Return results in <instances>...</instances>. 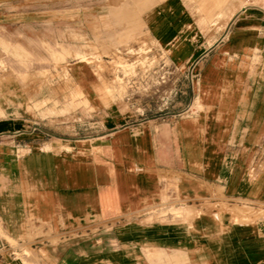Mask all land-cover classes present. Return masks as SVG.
<instances>
[{"label": "crops", "instance_id": "1", "mask_svg": "<svg viewBox=\"0 0 264 264\" xmlns=\"http://www.w3.org/2000/svg\"><path fill=\"white\" fill-rule=\"evenodd\" d=\"M13 1L0 0V27L15 17L34 43L39 9ZM138 4L49 8V43L69 55L49 59L53 78L0 93V264H264V226L243 209L264 202V11ZM140 43L169 75L162 114L127 107L108 67L73 56L89 49L107 65Z\"/></svg>", "mask_w": 264, "mask_h": 264}, {"label": "rangeland", "instance_id": "2", "mask_svg": "<svg viewBox=\"0 0 264 264\" xmlns=\"http://www.w3.org/2000/svg\"><path fill=\"white\" fill-rule=\"evenodd\" d=\"M139 1L141 0H17V5H15L16 1H13L14 3L7 6L33 7L39 9L40 14L34 17L37 30H34V43L32 39H27L26 35L29 30L25 26L22 28L24 33L19 31L17 33L15 24L12 26L11 23L15 17H7L9 21L6 26L0 27V48L6 55L4 60L0 59V93L7 90L11 97V94L18 88L17 79L22 83L38 74L46 80L49 77L53 78L49 69L53 64L49 63V59L58 63L64 61L69 55V52H64L65 48L62 44H57L54 48L49 43L48 33L53 31V26L49 22V8H53L54 5L64 7L66 4L73 8L82 6L93 10L109 8L118 3L126 6L131 3V6L138 7L140 6ZM150 1L146 0V2ZM244 3L245 0H227V10L234 14ZM68 28L69 31L71 30L72 39L83 38V35L76 32L73 27L68 26ZM73 56L89 62L98 74L108 67L113 74L110 88L123 93L128 102L127 107H132V109L138 107L139 111H142V116H145L147 111L162 114L174 104V92L170 89L169 75H165L164 80L161 79L166 67L160 63V55L152 45L140 43L137 49L131 47L127 50H117L107 65L97 61V57L92 55L89 49L77 50ZM58 75L61 79H66L68 76L66 68L63 67ZM76 96L73 95L68 99L65 111L71 117L72 122L78 123L79 119L73 113L79 105V102L75 101ZM75 131L77 129H72V132ZM243 209H245L244 216L247 220L261 221L264 226V202L256 204L243 202ZM168 211H153L150 218H166ZM10 242L13 243L11 240Z\"/></svg>", "mask_w": 264, "mask_h": 264}, {"label": "built area", "instance_id": "3", "mask_svg": "<svg viewBox=\"0 0 264 264\" xmlns=\"http://www.w3.org/2000/svg\"><path fill=\"white\" fill-rule=\"evenodd\" d=\"M244 7H257L264 11V0H245V3L243 5ZM165 75L163 74L161 76V79L164 80Z\"/></svg>", "mask_w": 264, "mask_h": 264}]
</instances>
